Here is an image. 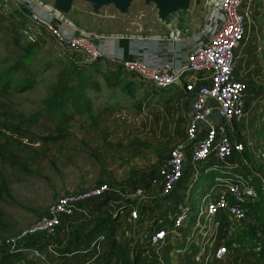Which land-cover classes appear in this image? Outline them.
<instances>
[{
    "label": "rangeland",
    "instance_id": "obj_1",
    "mask_svg": "<svg viewBox=\"0 0 264 264\" xmlns=\"http://www.w3.org/2000/svg\"><path fill=\"white\" fill-rule=\"evenodd\" d=\"M258 1L254 6L261 1L263 9L255 24L264 27V0ZM21 10L0 0V63L8 61L12 65L21 59L30 62V69L36 71L35 86L22 92L6 90L0 85V189L6 190H0V238L6 241L39 221L61 197L82 193L102 183L127 184L139 174L155 169L184 137L188 120V101L179 96L182 92L177 87L161 90L136 79L134 95H116L106 90L101 74L109 71V66L102 65H97L101 74L93 71V78L85 81L93 99V115L76 113L75 105L66 110V118H61L60 112L50 113L51 86L59 72L69 66L71 55L60 52L48 38L37 44L29 43L21 33L24 24ZM3 68L0 65V71ZM87 69V72L94 70L90 66ZM262 105L263 110L256 114L264 123ZM252 109L255 111L253 106ZM251 117L254 115L249 114ZM54 137L62 138L46 140ZM244 139L235 140L244 142ZM259 148L264 151V145ZM195 167L202 172L201 164ZM190 184V191L194 187L198 190L189 207L204 208L206 201L195 204L194 199L200 195L206 180L189 179ZM206 186L212 194L217 191L210 183ZM170 223L171 212L167 211L157 226ZM131 224L125 216L121 241L130 244L138 236L145 240L144 233L133 236L136 229ZM240 227L235 223L232 229L222 231L225 240L230 241L232 234L241 233L244 229ZM149 230L145 225L137 231L149 233ZM179 232L188 233L187 229ZM177 238L170 236L175 244L182 245L184 239ZM161 252L156 258L160 264H186L184 257L188 259L186 254H177L175 248L170 249L167 258L163 257L166 251Z\"/></svg>",
    "mask_w": 264,
    "mask_h": 264
},
{
    "label": "built area",
    "instance_id": "obj_2",
    "mask_svg": "<svg viewBox=\"0 0 264 264\" xmlns=\"http://www.w3.org/2000/svg\"><path fill=\"white\" fill-rule=\"evenodd\" d=\"M3 1L26 9L30 23L21 33L29 43L37 44L41 39L48 38L60 52L77 55L85 63L102 56L100 45L107 38L62 24L32 0ZM256 1L216 0L204 28L193 38L156 40L162 45L161 50L145 47L138 50L132 59L111 58L128 74L158 89L177 87L183 93L194 95L192 113L185 129L186 140L176 144L159 168L162 196L172 195L184 177L188 145L191 146L194 165L216 162L210 167V172L215 175L211 181L212 189L217 191L212 194L209 188H204L203 195H199V202L206 201L205 207H189L191 204H187V197L184 196L171 214V223L153 230L147 239L141 240L150 245L156 258L171 243L177 254L191 257L193 264H246L249 261L245 259V251L229 249L225 232L222 231L232 229L235 223L248 221L250 205L256 203L259 197L252 184L253 176L245 175L237 160V156L246 150V144L234 138L236 126L243 124L248 114V86L235 74L237 51L245 42ZM176 63H181L182 67L178 69ZM248 145L254 152L255 144L248 141ZM257 158L264 167V151L258 152ZM243 165L249 166L247 160ZM253 174L264 191V176L257 171ZM108 191L109 186L104 184L61 197L39 221L7 240L8 245L12 251H18L21 248L18 246L31 236L40 233L54 235L63 219L73 215L80 203L99 198ZM136 195H143V191L138 189ZM119 213L123 214L124 211ZM130 219L139 221V212L133 210ZM161 221L154 218L152 222L156 226ZM186 229V235L179 232ZM170 236L184 239L183 244H175ZM257 236L260 243H264V234L258 232ZM22 251L29 252L42 264H56L50 261L49 254L39 249ZM50 251L54 252L53 249Z\"/></svg>",
    "mask_w": 264,
    "mask_h": 264
},
{
    "label": "trees",
    "instance_id": "obj_3",
    "mask_svg": "<svg viewBox=\"0 0 264 264\" xmlns=\"http://www.w3.org/2000/svg\"><path fill=\"white\" fill-rule=\"evenodd\" d=\"M22 9L27 14L26 9ZM29 63L21 59L12 65H8V61L1 62L0 65L4 66L0 71L2 88L22 92L34 87L36 71L30 69ZM87 66L94 70L87 72ZM93 71L100 72L97 63H85L77 55H71L69 66L59 72L51 86L49 112H60L61 118H66L68 115L66 110L70 105H75L76 113L93 115L91 109L93 99L89 96L85 83L93 78ZM125 73L122 69L102 73L106 90L116 95L121 93L134 95L138 78L131 74L125 77ZM247 86L249 91V85ZM182 96L188 100L187 93H182ZM191 96L194 98L193 94H190ZM61 135L63 137V134ZM62 137L46 140L56 141ZM244 143L246 150L237 156V160L242 165L244 174L253 176L252 184L256 187L259 197L256 203L250 205L251 221L240 224V228L244 230L239 234H232L227 246L236 252L245 251V259H249L250 264H264V243H260V238L257 236L258 232L264 234V191L259 179L253 174L257 171L264 176V167L259 159L255 158L247 139H244ZM165 159L155 169L139 174L127 184L102 183L101 185L107 184L110 191L99 198L80 203L73 215L63 219L54 235L40 233L31 236L18 246L21 247L18 251H12L7 241L0 238V264H39L41 262L38 259L29 258L28 253L22 251L35 248L49 254L50 261L56 264H159L155 252L148 243H143L139 239L130 244L121 241L122 224L118 213L124 211L130 216L133 210L139 212V221H132L131 224L136 229L133 236L139 233L138 226L147 225L151 231L162 228L155 226L153 219H150V222L148 218L162 219L163 213L179 205L173 195L164 197L161 194L159 168ZM244 160H247L249 166L243 165ZM214 176L211 174L210 182L206 181V184H211ZM138 189L143 191V195H136ZM0 190L6 192L5 189ZM165 229L168 231V228ZM171 248L172 244H167L164 249L166 252L163 253L164 258H167L166 254Z\"/></svg>",
    "mask_w": 264,
    "mask_h": 264
},
{
    "label": "water",
    "instance_id": "obj_4",
    "mask_svg": "<svg viewBox=\"0 0 264 264\" xmlns=\"http://www.w3.org/2000/svg\"><path fill=\"white\" fill-rule=\"evenodd\" d=\"M32 1L62 24L97 37L186 40L201 32L216 0ZM196 190L186 194L187 204L196 197ZM198 201L199 196L194 199Z\"/></svg>",
    "mask_w": 264,
    "mask_h": 264
},
{
    "label": "crops",
    "instance_id": "obj_5",
    "mask_svg": "<svg viewBox=\"0 0 264 264\" xmlns=\"http://www.w3.org/2000/svg\"><path fill=\"white\" fill-rule=\"evenodd\" d=\"M262 9L263 8L261 7V1L257 3L256 6H253L252 8V16L250 19V24L247 29L245 42L237 51V65H236V70H235L236 77L240 80L245 81L249 85V91L246 97V105H247V111H248L247 118L243 124L236 126V128L239 130H237V132L234 133L235 135L234 138L235 139L236 138H242V139L248 138L247 140L249 142H253L256 146L254 149L255 158L258 157V152H263L261 148L259 147L264 145V127H262V124L264 126V123H262L260 117L258 118L256 114L263 110L262 104L264 103L263 102L264 101L263 100L264 99V27L263 26L261 27L260 24L259 25L255 24V23L258 24V17L261 16ZM21 14L24 15L23 16L24 24L22 25V28H21L22 30L23 28L29 26L30 22L25 12H22ZM254 19L256 20L254 21ZM145 47L150 48L152 50L162 49V45H160L159 42L156 40H128V39H110L109 38V39H106L100 45V51L102 52V56L88 63L90 64L97 63L98 66L100 65L109 66V71L110 70L118 71L122 68L117 63L111 60L112 57L116 59H132L138 50H140L141 48H145ZM183 58L184 59L186 58L185 53L183 54ZM176 67L180 69L182 67V64L176 63ZM182 93L179 96H182ZM193 100L194 98L192 96L190 97V94L188 93V100H187L188 101V113H187L188 120L187 121H189L191 113H192ZM252 106L255 109V111L252 109ZM249 114L250 116L251 114L254 115V117H251L249 119ZM248 120L251 121L250 125L247 124ZM242 125H245L246 127L241 129ZM258 127L262 129L260 130L258 129ZM250 130H254V131L251 135H248V132H250ZM185 140H186V131H185L184 137L181 140H179V142H182ZM191 153H192L191 146L188 145L187 163H186V171H185L184 177L181 179L179 184L176 186V188L172 192V195L174 196V198H176V200L179 203L182 201V198L186 196V193L190 191V188L192 185L190 184V186H188L189 179L195 182L198 180V178L202 177V179L210 182L209 180V176L211 175L210 167L216 164V162H212L209 164L208 163L203 164L202 172L198 171L196 170V167H195L196 165L193 164ZM204 188H208V187L206 185L201 186V191H200L201 196L204 193ZM197 203H199V201ZM169 211L172 214V212L174 211V208L171 207ZM118 215H120L121 217L120 219L121 224L123 223L125 216H128V219H130V216L127 215L126 213H123V214L118 213ZM130 221L132 222L131 219ZM153 230H156V228ZM150 231L151 230H149V233L152 232ZM139 233H144V235H147V237L149 234L148 232L145 233V231H142V232L139 231ZM139 238L140 236H138V239ZM139 241H141V239H139ZM27 253L29 254V258H33L29 252ZM190 258L188 257L189 260L188 259L186 260V257H184V262L186 264H193ZM39 264H42V263H39Z\"/></svg>",
    "mask_w": 264,
    "mask_h": 264
}]
</instances>
